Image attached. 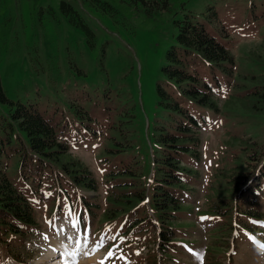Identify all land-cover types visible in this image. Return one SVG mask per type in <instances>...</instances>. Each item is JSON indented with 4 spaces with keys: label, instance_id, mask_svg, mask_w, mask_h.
I'll return each instance as SVG.
<instances>
[{
    "label": "trees",
    "instance_id": "obj_1",
    "mask_svg": "<svg viewBox=\"0 0 264 264\" xmlns=\"http://www.w3.org/2000/svg\"><path fill=\"white\" fill-rule=\"evenodd\" d=\"M130 3L150 15L171 7L170 0ZM176 43L162 68L166 84L157 87L161 116L148 122L153 150L145 184L111 164L110 154L124 152L111 139L99 158L104 204L91 196L100 190L92 168L35 104L11 101L0 82L7 126L19 139L0 145V244L9 258L20 261L11 247L37 228L36 206L49 209L51 227L67 212L84 234L116 249L110 264H129L134 253L145 257L139 264H235L250 246L264 251V42L250 51L252 74L236 68L205 24L180 22ZM204 131L211 134L204 138ZM198 232L202 239L194 240Z\"/></svg>",
    "mask_w": 264,
    "mask_h": 264
},
{
    "label": "rangeland",
    "instance_id": "obj_2",
    "mask_svg": "<svg viewBox=\"0 0 264 264\" xmlns=\"http://www.w3.org/2000/svg\"><path fill=\"white\" fill-rule=\"evenodd\" d=\"M170 4L168 11L150 15L130 0H0L2 89L11 101L35 104L72 153L92 168L100 190L91 196L102 204L107 189L99 158L111 139L123 144L119 149L124 151L110 154L111 164L133 171L137 183L145 184L153 150L148 122L161 116L157 87L166 84L162 68L168 64V51L177 46L180 22L205 24L235 56L241 73H256L257 63L248 57L264 42V0ZM10 112L0 100V145L19 144L17 131L7 126ZM207 134L211 132H202L204 138ZM8 172L14 179L19 175L12 167ZM36 211L37 228L23 245L16 239L11 247L20 261L9 258L0 244V264L114 261L116 249L105 250L76 230L69 213L49 229V209L36 206ZM193 239H202V234ZM51 253L56 257L50 258ZM144 258L134 253L128 263ZM235 264H264V251L250 246L235 257Z\"/></svg>",
    "mask_w": 264,
    "mask_h": 264
},
{
    "label": "bare ground",
    "instance_id": "obj_3",
    "mask_svg": "<svg viewBox=\"0 0 264 264\" xmlns=\"http://www.w3.org/2000/svg\"><path fill=\"white\" fill-rule=\"evenodd\" d=\"M54 257H56L55 254L54 253H51L50 258H54ZM88 264H91V263H88Z\"/></svg>",
    "mask_w": 264,
    "mask_h": 264
},
{
    "label": "snow or ice",
    "instance_id": "obj_4",
    "mask_svg": "<svg viewBox=\"0 0 264 264\" xmlns=\"http://www.w3.org/2000/svg\"><path fill=\"white\" fill-rule=\"evenodd\" d=\"M202 219H206V218H202ZM262 247H264V246H262Z\"/></svg>",
    "mask_w": 264,
    "mask_h": 264
}]
</instances>
